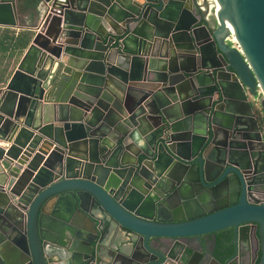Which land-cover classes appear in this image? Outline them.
<instances>
[{"label": "water", "instance_id": "water-1", "mask_svg": "<svg viewBox=\"0 0 264 264\" xmlns=\"http://www.w3.org/2000/svg\"><path fill=\"white\" fill-rule=\"evenodd\" d=\"M32 1L0 88V264H222L226 229L264 264V0Z\"/></svg>", "mask_w": 264, "mask_h": 264}, {"label": "crops", "instance_id": "crops-1", "mask_svg": "<svg viewBox=\"0 0 264 264\" xmlns=\"http://www.w3.org/2000/svg\"><path fill=\"white\" fill-rule=\"evenodd\" d=\"M41 18L42 14L39 13L37 3L32 0H26L18 6L17 25L15 27L6 26L0 19V88H3L12 78L17 66L26 54L36 34L34 28L39 27L43 20H41ZM112 89H114L113 85ZM128 103H130V101H128ZM121 239H123L121 235L114 230H110L106 233L105 245L116 244L119 248H123L124 244L120 243ZM193 244L196 250L197 243L194 242ZM211 244V239L202 238V247L197 251L204 254L207 258L209 255L208 253L212 251ZM254 244L255 239L253 237L248 238L247 243H242L240 256L236 260L220 262L217 258L216 259L222 264H255L259 251H256Z\"/></svg>", "mask_w": 264, "mask_h": 264}, {"label": "trees", "instance_id": "trees-1", "mask_svg": "<svg viewBox=\"0 0 264 264\" xmlns=\"http://www.w3.org/2000/svg\"><path fill=\"white\" fill-rule=\"evenodd\" d=\"M257 121L260 130L264 136V117H258ZM232 240H233V233L231 229L222 230L216 233V244H215L214 255L220 262H227L233 259L235 253V247ZM259 258H260V252H258V258L255 264L258 263Z\"/></svg>", "mask_w": 264, "mask_h": 264}, {"label": "built area", "instance_id": "built-area-1", "mask_svg": "<svg viewBox=\"0 0 264 264\" xmlns=\"http://www.w3.org/2000/svg\"><path fill=\"white\" fill-rule=\"evenodd\" d=\"M247 97H248V101L250 102V104L253 108V111L255 113L256 118L264 117V112L262 111V108H261V102L262 101L260 100L258 95L256 94L254 96V95L248 93Z\"/></svg>", "mask_w": 264, "mask_h": 264}, {"label": "flooded vegetation", "instance_id": "flooded-vegetation-1", "mask_svg": "<svg viewBox=\"0 0 264 264\" xmlns=\"http://www.w3.org/2000/svg\"><path fill=\"white\" fill-rule=\"evenodd\" d=\"M255 245V244H254ZM255 247V246H254ZM254 247L252 246L253 250H254Z\"/></svg>", "mask_w": 264, "mask_h": 264}]
</instances>
